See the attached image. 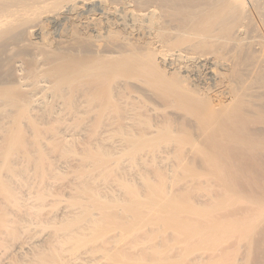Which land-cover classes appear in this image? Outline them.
I'll return each instance as SVG.
<instances>
[{
    "label": "bare ground",
    "instance_id": "1",
    "mask_svg": "<svg viewBox=\"0 0 264 264\" xmlns=\"http://www.w3.org/2000/svg\"><path fill=\"white\" fill-rule=\"evenodd\" d=\"M179 152L226 200L173 195ZM263 174L264 0H0L1 264H183L236 232L264 264ZM166 235L179 259L142 255Z\"/></svg>",
    "mask_w": 264,
    "mask_h": 264
},
{
    "label": "rangeland",
    "instance_id": "2",
    "mask_svg": "<svg viewBox=\"0 0 264 264\" xmlns=\"http://www.w3.org/2000/svg\"><path fill=\"white\" fill-rule=\"evenodd\" d=\"M59 28L61 27L60 25L58 26ZM180 153V152H179ZM177 154V155H172L171 157H169V158H167V159H169V160H167L166 158H164L162 161H163V165L165 166L166 164L168 165L169 163H172L171 165H173L174 166V171L175 172H177V173H175V174H177V176H179V178L177 177V176H175V178H173L174 180L175 179H177V183H178V185L176 184V185H173V187H172V190H173V195L174 196H179V197H181V199L182 200H185V199H191V200H194V202L197 204L198 203V205H200V204H205V206L207 205V206H209L210 208L212 207V206H210L209 204H211L212 205V203H213V205L214 204H216L218 201V203H220V202H222V201H224V200H226L225 198L224 199H219V198H223V196L224 197H226V194H224V193H226L227 191H225V188L227 189V187H223V185L224 186H227V185H230V184H232L233 182H231L230 180H228L227 179V182H230V184L229 183H227V185L225 184V183H221L222 182V178H217V176H215L216 174H217V172H214V170L212 171L211 169H212V166L210 167V165H208L207 164V162L202 158V156H201V158L203 159V161H201L202 159H200V156H199V154H194V156H193V160H192V162L194 163V165L195 166H197V165H199V167L197 166V167H195L196 169L197 168H200L199 169V171H200V173L202 172V173H204V171H205V173L203 174V175H201L199 172H198V170L196 171L197 172V174H200L201 175V177H200V175L198 176V175H196V176H194V178H192V177H188V175H185V172H184V170H182L183 169V167H181V162H182V160H184V159H182V157H183V155H182V157L180 156L181 155V153L180 154ZM179 155V156H178ZM176 156V157H175ZM198 158V159H197ZM179 159H181V160H179ZM197 159V160H196ZM169 161L168 163H167V161ZM196 160V161H195ZM199 160H200V162H199ZM166 161V162H165ZM197 162V163H196ZM203 163H205V164H203ZM207 165L208 167H210V168H204L205 166ZM206 166V167H207ZM152 167H154V165L152 164V166H150V168H152ZM175 167H176V169H175ZM202 167V168H201ZM155 168V167H154ZM173 169V168H172ZM210 169V170H209ZM152 171V175L154 174V180L156 181V179H157V177L162 173L161 171H159L158 169L155 171L153 168L151 169ZM209 170V171H208ZM183 172H184V174H183ZM207 172V173H206ZM212 173V174H209V173ZM163 174V173H162ZM207 176H206V175ZM213 175V176H212ZM164 176H166V175H164ZM152 178H153V176H151ZM177 177V178H176ZM207 177V178H206ZM218 177H220V176H218ZM231 178V177H230ZM238 178V177H237ZM262 178H263V180H264V174H263V176H262ZM172 179V178H171ZM179 179V180H178ZM235 179V178H234ZM219 180H221V181H219ZM238 180V181H237ZM239 178L238 179H236V181H237V183H240L239 184V186L240 187H242V188H240L239 186H238V188L240 189V190H242V189H245V186H243V185H245L244 183H243V181L244 180H240L241 182H239ZM180 181V182H179ZM233 181V180H232ZM157 182V181H156ZM175 181H173V183H174ZM191 182V183H190ZM262 182V186H263V183H264V181H261ZM175 184V183H174ZM222 186H221V185ZM261 185V184H260ZM225 191V192H224ZM182 193H183V195H182ZM186 194V195H185ZM125 197H126V195H125ZM243 196L241 195L240 197H238V198H240V199H238V202H236V203H234V201H237V199L236 200H234V201H231V200H229V203L227 202V204L225 205V207H224V209H219V210H213L212 211V214H211V216H210V218L209 219H205V220H199L198 218H196V221L198 222V223H207L208 221H212V220H225V221H229V220H231V221H237L238 219L240 220V218H242V215L245 213V211H246V209H247V203H246V201H244V199L242 198ZM212 198H213V200H212ZM218 198V199H217ZM227 198V197H226ZM234 198H237V196L236 197H234ZM242 198V199H241ZM214 199H215V202H214ZM190 200V201H191ZM217 200V201H216ZM240 200H242V201H240ZM197 201V202H196ZM230 201L231 202H233V203H230ZM184 202H186V200L184 201ZM193 202V201H192ZM212 202V203H211ZM200 203V204H199ZM229 204H231V205H229ZM228 205V206H227ZM120 217H122V215L120 216ZM238 220V221H239ZM121 221H122V219H121ZM21 233V232H20ZM7 234H4L3 236H6ZM1 237V238H3V243H5L4 241H6V245L4 244V245H1V247H0V250H1V253L2 254H0L1 255V257L3 258H6V257H8L9 256V252H7V250L5 249V251H3V249L4 248H2V247H7L8 249H9V245H10V247H12L11 246V244L13 245V244H17V243H19L21 240V238L19 239V237H20V235H17V236H19V237H13L14 239H12V235H7L6 236V238L5 237ZM11 237V238H10ZM22 237V236H21ZM144 237V236H143ZM142 237V238H143ZM148 236H146L145 237V239L147 238ZM161 237H164V236H161ZM167 237H169V236H167L166 235V237H164V239H162V241H158V245H159V243H161L162 242V244H161V247L163 246V248H162V250H163V252H161L162 250L161 249H159V250H161L160 251V253L158 252V253H153L154 251H152L151 250V248L149 249L148 248V246H149V244H151V246H152V248L155 246V242H157V240H159V239H157L156 240V238H159V237H154L153 239H155L154 241H153V239H152V241H151V239H150V241L149 240H146L147 242L146 243H144V245L145 244H147V245H145V246H147V249H149L150 251H148V250H146V249H144L143 248V250H146L147 252H150V255H148L147 254V252L146 251H143L142 252V249H140V248H138V247H136V245H135V248H133L134 246V244H132V246L130 245V244H126V245H123L122 246V249H123V251H124V253H126L128 256H130V257H132L133 256V258H135V257H138L139 255H137L138 253H140L141 254V252H142V255H143V253H144V255L146 256V258L147 257H150V258H152V259H156V258H158V257H160V259H162L161 257H164V258H170V259H176V257L179 259V256L181 255V253L183 252V250H184V247H185V244H183L182 242H180L179 241V244L175 241V243L176 244H178V245H175V243H174V241H173V243L172 242H170L171 244L169 245V243H167V242H169V241H172V236L170 235V237H171V239L169 240H167V242L165 241V239H167ZM142 238L140 239V240H142ZM144 239V238H143ZM173 239H176V238H174V236H173ZM241 239V237L239 236V234L236 232V233H233V234H231V235H229L228 236V238L224 241V239L223 240H221L220 242H219V244H220V246L217 248V249H214V250H202V249H200V251H197V253L196 252H194L192 255H190V256H188L189 258H186L185 260H184V262H183V264H198L197 263V260H198V262L200 261L201 263L203 262L204 264H212V262H216L217 261V263L218 264H255V262L254 261H256L255 259H256V254H253V255H251L250 254V256L247 258L246 256H245V242L243 241V240H240ZM161 240V239H160ZM19 241V242H18ZM144 241V240H143ZM142 241V242H143ZM145 242V241H144ZM150 242V243H149ZM193 242H196L195 241V239L193 240ZM113 243V242H112ZM155 243V244H154ZM9 244V245H8ZM106 244H108V247H109V244H111V243H106ZM174 244V245H173ZM114 245V244H113ZM112 244H111V246L112 247H114ZM128 245H130V247L128 246ZM154 245V246H153ZM105 246V245H104ZM138 246V245H137ZM145 246H143L142 245V247H145ZM150 246V247H151ZM5 247V248H6ZM106 247V246H105ZM111 247V248H112ZM160 247V248H161ZM12 249V248H11ZM10 249V250H11ZM117 249V248H116ZM120 247H119V249H118V251H120V250H122ZM3 251V252H2ZM122 251V252H123ZM141 251V252H140ZM151 251H152V253H151ZM5 252V253H4ZM11 253H12V251H10ZM121 252V251H120ZM119 253V252H118ZM6 254V255H5ZM4 255V256H3ZM8 255V256H7ZM11 255V254H10ZM15 255V254H14ZM14 255H11V257L10 258H8L9 260H7V261H9V262H11L13 259H15L16 258V255L14 256ZM135 255H137V256H135ZM255 255V256H254ZM6 256V257H5ZM141 256V255H140ZM139 256V257H140ZM1 257H0V259H1ZM252 257V258H251ZM1 259L0 261H2V260H5V259ZM145 258V257H144ZM163 258V259H164ZM254 258V259H253ZM11 259V260H10ZM151 259V260H152ZM166 259V260H167ZM200 259V260H199ZM239 259V260H238ZM251 259H253L252 260V263H251ZM157 260V259H156ZM169 260V259H168ZM187 260V261H186ZM182 262V261H181ZM199 262V264H201ZM235 262V263H234ZM254 262V263H253ZM4 263V262H3ZM2 263V264H3ZM6 263V262H5ZM4 263V264H5ZM202 263V264H203ZM1 264V263H0ZM10 264V263H9ZM182 264V263H181ZM256 264H257V262H256Z\"/></svg>",
    "mask_w": 264,
    "mask_h": 264
}]
</instances>
